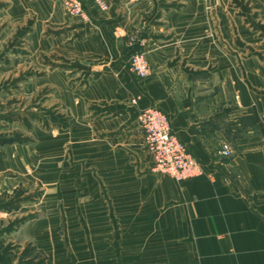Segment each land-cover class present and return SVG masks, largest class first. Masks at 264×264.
Instances as JSON below:
<instances>
[{"label":"crops","instance_id":"obj_1","mask_svg":"<svg viewBox=\"0 0 264 264\" xmlns=\"http://www.w3.org/2000/svg\"><path fill=\"white\" fill-rule=\"evenodd\" d=\"M105 2L86 1L84 21L57 0H0V264H264V0ZM131 35L146 39L147 78L127 66ZM40 52L52 61L42 83ZM40 88L48 103L75 106L82 131L73 148L69 129L62 147L47 133L41 149L78 153L79 170L93 154L110 215L84 206L80 225H58L57 213H76L70 187L86 180L72 181L65 160L61 212L46 210L55 188L37 216L38 131L24 139L17 105ZM148 106L167 114L202 175L152 171L137 120Z\"/></svg>","mask_w":264,"mask_h":264},{"label":"rangeland","instance_id":"obj_2","mask_svg":"<svg viewBox=\"0 0 264 264\" xmlns=\"http://www.w3.org/2000/svg\"><path fill=\"white\" fill-rule=\"evenodd\" d=\"M39 79L40 83L44 82L43 78L46 76L45 69L48 67H52V61L47 59L45 52H40L39 58ZM56 66L57 63L55 64ZM24 77L28 78L27 75H24ZM74 92V98L77 101V95L78 91L75 90ZM47 96H50L47 94L46 89H39L37 100L31 101L30 92L23 91V97L19 100V105H17V112L22 114V131L24 132V139L28 136V132H30L31 128L37 129L38 131V137H39V170H38V180H37V187H38V193H39V200H40V210L37 213V216L41 218H45L48 213L44 212V209L48 207L49 205V198H50V192L54 190L55 188L58 189V191L55 193L57 197V201L54 203L56 204V207L53 209H46L47 211H55V212H61L62 209V187L59 185L62 183V161L68 160L70 162L71 167V178L72 181H76L77 179H81L83 183V188L76 189L75 186L70 187V194L72 196V199L75 198V202H72L71 207L72 210L74 209L75 204V210L76 213H71L70 218L69 217H62V213L60 214L61 217L59 219L58 225L60 227L63 226H75L77 227L81 223H79L77 210L81 207V210L86 206L87 213H94L95 210L102 209V213H107V215H110L111 213V199H110V187L107 185H101L99 184L96 186L94 184V178H95V167L93 164V154L87 153L85 164L86 167H83V164L78 169V164L82 159H80L79 154H71L70 158L68 155H64L62 153H47L45 150L41 149V146L46 147V134L49 133V135L52 136L55 142V146L60 145L62 147L63 142V130L62 128L65 127V130L69 129V137L70 142L68 143L71 147L73 144L76 145L78 143L77 135L82 132L79 128L80 125L78 117L74 115V109L75 106H67V108H63V106L59 105L58 103L52 104L47 102ZM35 97V96H34ZM51 97V96H50ZM67 109V110H66ZM68 109L70 112H68ZM63 112L65 113V116H63ZM70 116V117H68ZM65 119V121H64ZM53 132L55 134H53ZM91 132H87V135L85 136V143L91 144L95 139L91 136ZM76 137V138H75ZM66 140V138H65ZM66 142V141H65ZM67 144V142H66ZM42 147V148H43ZM73 148V147H72ZM71 148V149H72ZM94 156V155H93ZM51 163L50 165H53V163H56V168L60 169V171L53 170L52 168H49V166H43L45 163ZM57 163H60L59 165ZM58 165V166H57ZM60 174V175H59ZM168 177V176H167ZM198 177V176H197ZM170 178V177H169ZM174 180V179H173ZM176 181V180H175ZM179 182V181H178ZM58 184V185H57ZM78 185V184H77ZM85 185V186H84ZM60 186V187H59ZM49 193V194H48ZM53 195V194H52ZM74 211V210H73ZM93 224V223H92ZM79 234L74 235V237H79Z\"/></svg>","mask_w":264,"mask_h":264},{"label":"built area","instance_id":"obj_3","mask_svg":"<svg viewBox=\"0 0 264 264\" xmlns=\"http://www.w3.org/2000/svg\"><path fill=\"white\" fill-rule=\"evenodd\" d=\"M61 3L68 17H79L89 20L85 2H91L101 11L108 9L105 0H57ZM146 43L144 37L131 35L126 42L131 53L127 62L128 68L140 79L151 74V66L145 51L140 48ZM142 134V147L152 159V171L167 175L182 182L204 173L202 165L194 157L191 150L172 131L169 117L159 108L148 106L142 108L137 116ZM223 152H230L223 145Z\"/></svg>","mask_w":264,"mask_h":264}]
</instances>
